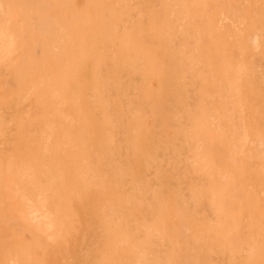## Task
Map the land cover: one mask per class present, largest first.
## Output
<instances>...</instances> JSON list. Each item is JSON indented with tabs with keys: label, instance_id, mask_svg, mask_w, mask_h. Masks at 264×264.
Returning a JSON list of instances; mask_svg holds the SVG:
<instances>
[{
	"label": "bare ground",
	"instance_id": "bare-ground-1",
	"mask_svg": "<svg viewBox=\"0 0 264 264\" xmlns=\"http://www.w3.org/2000/svg\"><path fill=\"white\" fill-rule=\"evenodd\" d=\"M45 3L24 1L23 19L34 12L29 26H37L39 16L51 19L57 11L59 19H67L63 30L88 27L96 20L99 27L114 32L106 35L109 31L103 29L100 34L112 39L110 52L116 58L124 54L127 75L101 74L97 82L103 83L96 84L91 96L77 98L82 111L71 104L68 112L59 113L63 126L54 128L50 122L51 130L44 133L48 137H38L42 147L34 152L38 165L42 166L49 150L58 147L52 151L60 155L54 160L58 162L55 170L65 172L53 177L61 190L53 198L55 203L70 200L60 215L58 232L46 233L50 264H68L59 256L62 250H69L74 261L72 249L79 241L84 250L95 242L108 255L107 263H102L99 248L92 251L95 257L80 252L82 264H264V75L260 68L264 0H60L47 14ZM77 35L70 36L71 46L82 49ZM176 37L181 40L176 58L183 56L188 64L169 66L168 75L163 70L169 62L164 52ZM187 38L194 49L185 45ZM12 41L13 36H8V42ZM77 55L82 62L87 59L83 49ZM32 57L28 60L34 61ZM99 62L92 60L91 66ZM17 69L25 81L26 66ZM185 70L194 72L190 77L202 96L193 110L181 94L187 86L182 80ZM89 71L90 75L95 72ZM33 74V70L27 72L26 78L33 79ZM48 80L58 86L65 79L38 73L32 84ZM68 91L60 88L58 99L65 100ZM72 97L70 91L68 99ZM25 101L28 112L34 110L28 121L39 131L48 114L35 112V104ZM26 128L21 125L18 143L25 144ZM75 129L78 134L71 133ZM56 132L60 142L53 137ZM79 146L84 148L83 158L77 168H71ZM18 153L30 162L31 153ZM39 173L40 178L46 176L42 169ZM100 174L110 178L107 197ZM77 179L84 184L75 187ZM31 181L28 188L35 186ZM4 194L5 201L13 200L11 191L0 192V198ZM126 194L130 196L125 198ZM38 204L40 199L30 206L38 209ZM75 206L81 240L71 238L72 227L67 228L73 222L67 212ZM121 209L126 211L125 219ZM129 209H133L131 215ZM37 212H30L32 222L44 219ZM109 214L116 216L115 222ZM121 218L130 223L134 241L124 235ZM175 220L181 223H177L181 244L175 236ZM90 225L99 232L86 243L83 234ZM3 256V264H13L10 254Z\"/></svg>",
	"mask_w": 264,
	"mask_h": 264
},
{
	"label": "rangeland",
	"instance_id": "rangeland-1",
	"mask_svg": "<svg viewBox=\"0 0 264 264\" xmlns=\"http://www.w3.org/2000/svg\"><path fill=\"white\" fill-rule=\"evenodd\" d=\"M24 1L25 0H0V192L3 193L5 190L7 192L11 191L13 195V200L10 199L9 201H5V194L0 198V260L3 264V255L10 254V262L13 264H37V262L40 261L41 264H50L49 256L45 253H48L49 247L46 233H48V230H55V233L58 232L63 220L60 215L63 209L66 208L65 205L68 204L70 200L61 201L62 205H60V203H55L53 198H55V196L58 197L59 191L61 190L56 188L58 180L53 177L54 175H64L65 172L62 174L61 169L55 170V167L58 166V162L54 160L59 159L60 155L59 152H52L53 149L58 151V147L53 148L51 151L47 148L48 141L45 148L51 153L46 156V158L44 157L41 159L42 166L38 165V158L34 157L35 150L38 148L40 150L42 148L38 137L45 135L44 133L46 131L51 130L50 122L55 125L54 128L63 126L59 113L67 110L71 104H77V107H75L79 111H82V107H78L81 106V103L77 98L82 96L88 99V96H91V92L94 90L96 84L99 85L100 82L103 83V80L97 82L101 74H109L110 76L113 75L114 71H118V73L120 72L122 75H126V70L122 60L124 54L120 52L116 58V55L114 56L110 52L112 39L106 40L105 37H101L100 33H102L103 29L109 31L106 34L108 35L112 32L110 28L104 27L105 25L103 26L104 28H101L97 21L94 20L88 27L84 25L77 30H63L62 28L67 19H59L58 15H60V13L58 14V11L51 19L39 16L37 19L39 24L35 27L32 25L29 26L28 24H30V21H34L35 19L34 12L29 11L31 14L30 18L27 20L23 19L20 8L24 5ZM49 1L46 0L45 3L48 5L47 8H44L46 14L48 13L47 10H52V4L58 3L60 0ZM11 23L15 24L14 27L16 29L11 28ZM258 27L260 29L261 22H258ZM75 33L78 34L76 39L81 41L82 49L87 58L84 62H82V57L77 55V53H82V49H78V47L75 49L71 46L72 41L70 40V36ZM10 35L13 36V41L11 43L8 42V36ZM106 35L103 34V36ZM114 36L118 39L116 34H114ZM262 38L264 39L261 34L260 68L262 75H264V41ZM31 41L32 43H30ZM180 41L179 37L172 38V46L165 49L164 54L169 62L166 64L164 63L163 70H165L167 74L168 72L171 73V71H168L169 66H173V69H175L177 66L184 68L188 64L185 57L178 56L176 58L175 50L178 47L177 45H181ZM22 43L24 44L23 46ZM74 44L75 46L79 45L78 42ZM186 44H190L187 48L194 49L195 47V44L191 40L189 41L188 38L185 39V45ZM185 45L182 47L185 48ZM31 55H34V57H32L35 59L34 61L28 60ZM96 59H100L99 65L92 67L91 61ZM21 64L26 66V70L24 71L25 74L23 73V79H25V81H21V71L17 69ZM90 69L95 71L91 73V75ZM31 70L34 72L33 79L26 78V73ZM18 72H20L19 75ZM38 73L54 75L56 77L62 75L65 80L59 82L58 86L61 89H70L73 96L72 99H68L70 91H68L69 95L65 100L58 99L57 96L60 88L57 85L54 86L50 80H48L46 84L33 85L32 81L36 78ZM185 73L186 77L182 80L186 81L187 86L181 94H183L182 98L185 100L187 106L193 110L195 107H198V104H201L202 96L199 91L197 92V88H195V84L191 80L190 76L194 74V72L185 70ZM21 82L23 83L22 87ZM155 83L151 84L153 89L155 88ZM101 90L104 89L101 87ZM42 95H45V98L41 97ZM25 98L35 104V112L48 114L46 117H43L42 120L44 121H41L39 131L35 132L32 128L33 124L31 121H28V117H30L34 110L28 112ZM177 107H180L179 100L177 101ZM68 111L69 109L66 112ZM21 125L28 127L26 128L27 134L25 137H28L25 144L18 143ZM71 133L78 134L76 129L72 130ZM45 137L48 136L45 135ZM53 137L60 142V133L56 132ZM20 150H27L31 153L29 163L23 160V155L19 156L18 152ZM83 154L84 148L79 146L77 160L76 156L72 159L73 164L71 168H77L78 165H80L79 163L81 158H83ZM47 160H52L53 162L48 163ZM40 169L46 172L45 177L47 178H40ZM22 176L23 178H28L20 179ZM109 179L110 178L102 174L99 175V182L102 183L103 192L106 197L107 193L111 192L109 188ZM29 180L35 183L33 188L30 186L31 189L27 186ZM75 184V187H78L84 184V182L77 179ZM74 189L77 193L81 192L79 189ZM85 190L89 192L95 191L93 188H87ZM129 196V194H126L125 198ZM171 198L172 196H168L167 200L171 201ZM38 199L42 201V204H38V209L31 207L30 204L36 202ZM103 205L101 208L108 205V203ZM79 206L82 207V204ZM34 209L38 211L37 213L39 215L44 217V219H40L38 223L32 222L29 216L30 212ZM70 210L71 211H68L66 216L73 219V222H70L67 228L72 227L71 238L74 239L80 234L75 219V214L78 213V209L75 206L74 209L70 208ZM130 211L133 212V209H129L127 214L131 215ZM125 212L126 211L122 209L120 210L124 219L126 215ZM109 215L113 221L116 220L115 215ZM104 218L106 219L105 216ZM124 219L121 218L119 221L120 223L125 222L123 226L124 235L128 240L131 239L134 241V238L130 237L132 236L129 227L130 223ZM177 223H181L175 220L177 227L175 236H178L180 243L183 242V240ZM111 228V226L108 228L111 235L118 239V236ZM96 232H99L97 226L90 225L87 227L86 232L83 234L86 243L93 238ZM77 238L80 239L79 236H77ZM95 248L100 249L99 257H102V263H107V253L104 248L99 247L95 242H93L90 247L85 246V250L80 246V241L77 242L74 249H72L74 261L69 259L71 254L69 250L60 251L59 256L62 261H68V264H82L80 252L87 253L89 258L95 257L92 252ZM157 249L161 250L162 248L157 245ZM173 249L178 251V248L175 246H173ZM12 250L13 254L10 253ZM132 252L133 251L128 250L129 254ZM85 253H82V255ZM34 254H39L36 257L40 261L34 257ZM7 258L8 256L4 258V260Z\"/></svg>",
	"mask_w": 264,
	"mask_h": 264
}]
</instances>
